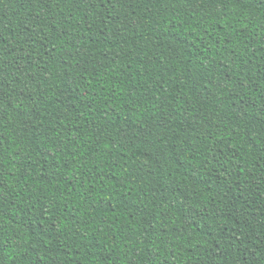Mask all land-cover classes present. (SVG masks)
I'll return each mask as SVG.
<instances>
[{"label": "trees", "instance_id": "16d2710c", "mask_svg": "<svg viewBox=\"0 0 264 264\" xmlns=\"http://www.w3.org/2000/svg\"><path fill=\"white\" fill-rule=\"evenodd\" d=\"M0 264H264V0H0Z\"/></svg>", "mask_w": 264, "mask_h": 264}]
</instances>
